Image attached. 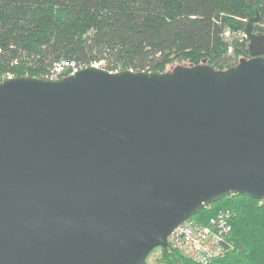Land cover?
Returning a JSON list of instances; mask_svg holds the SVG:
<instances>
[{
	"label": "water",
	"instance_id": "1",
	"mask_svg": "<svg viewBox=\"0 0 264 264\" xmlns=\"http://www.w3.org/2000/svg\"><path fill=\"white\" fill-rule=\"evenodd\" d=\"M248 59L0 81V264H140L197 209L264 197V33Z\"/></svg>",
	"mask_w": 264,
	"mask_h": 264
},
{
	"label": "trees",
	"instance_id": "2",
	"mask_svg": "<svg viewBox=\"0 0 264 264\" xmlns=\"http://www.w3.org/2000/svg\"><path fill=\"white\" fill-rule=\"evenodd\" d=\"M253 17V31L264 33V0H0V81L49 78L60 59L110 71L166 72L174 61L224 70L250 55L248 39L233 40L228 54L223 29ZM222 207L235 211L232 247L208 264H264V197L226 194L192 217L204 222ZM160 249L161 264H196Z\"/></svg>",
	"mask_w": 264,
	"mask_h": 264
},
{
	"label": "built area",
	"instance_id": "3",
	"mask_svg": "<svg viewBox=\"0 0 264 264\" xmlns=\"http://www.w3.org/2000/svg\"><path fill=\"white\" fill-rule=\"evenodd\" d=\"M222 37L229 43L228 54L233 50L231 41L248 39L244 29L230 27L223 29ZM101 64L102 61L85 65L75 59H60L53 63L51 75L47 79L63 78L88 66L101 67ZM125 70L134 72L132 69ZM119 71L121 70L116 69L110 72ZM9 77L13 76L8 75L7 78ZM234 217L235 211L230 207L217 209L204 222L190 216L171 229L167 235V247L183 252L196 264H208L213 258L225 255L232 247L230 235Z\"/></svg>",
	"mask_w": 264,
	"mask_h": 264
},
{
	"label": "rangeland",
	"instance_id": "4",
	"mask_svg": "<svg viewBox=\"0 0 264 264\" xmlns=\"http://www.w3.org/2000/svg\"><path fill=\"white\" fill-rule=\"evenodd\" d=\"M230 40L231 39H229V41ZM231 43H232V41H231ZM240 59H248V57H241V58H239V60ZM239 60L237 61L236 65L240 62ZM179 67H192V66L188 62L174 61L171 64L167 65V67H166L167 71L166 72H169V71L174 70L175 68H179ZM224 70H226V69H224ZM160 248H161L160 246H157V247H154L153 249L150 250V252L147 254V256L145 258V261H146L147 264H161L158 261V258H159L160 254H161V249Z\"/></svg>",
	"mask_w": 264,
	"mask_h": 264
},
{
	"label": "bare ground",
	"instance_id": "5",
	"mask_svg": "<svg viewBox=\"0 0 264 264\" xmlns=\"http://www.w3.org/2000/svg\"><path fill=\"white\" fill-rule=\"evenodd\" d=\"M92 67H96V66L93 65Z\"/></svg>",
	"mask_w": 264,
	"mask_h": 264
}]
</instances>
